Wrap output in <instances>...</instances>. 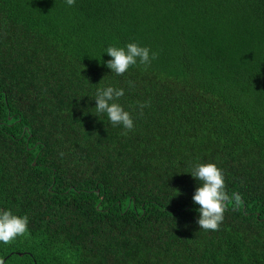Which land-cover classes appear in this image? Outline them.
<instances>
[{"label": "trees", "instance_id": "1", "mask_svg": "<svg viewBox=\"0 0 264 264\" xmlns=\"http://www.w3.org/2000/svg\"><path fill=\"white\" fill-rule=\"evenodd\" d=\"M0 264H264V0H0Z\"/></svg>", "mask_w": 264, "mask_h": 264}]
</instances>
